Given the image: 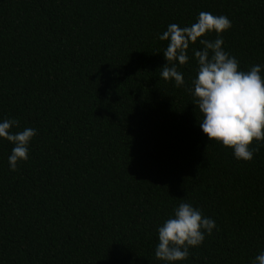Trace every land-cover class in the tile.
Here are the masks:
<instances>
[{
    "label": "trees",
    "instance_id": "1",
    "mask_svg": "<svg viewBox=\"0 0 264 264\" xmlns=\"http://www.w3.org/2000/svg\"><path fill=\"white\" fill-rule=\"evenodd\" d=\"M202 11L231 20L239 70L264 65V0H0V121L37 130L16 171L0 139V264H167L157 229L181 202L216 228L177 264L264 249V142L243 161L202 132L198 41L184 86L160 76L159 35Z\"/></svg>",
    "mask_w": 264,
    "mask_h": 264
},
{
    "label": "clouds",
    "instance_id": "2",
    "mask_svg": "<svg viewBox=\"0 0 264 264\" xmlns=\"http://www.w3.org/2000/svg\"><path fill=\"white\" fill-rule=\"evenodd\" d=\"M231 20L225 15L211 12L199 13L195 23L181 27L169 24L159 35L161 41H168L163 52L167 63L161 68L160 76L174 81L176 87L185 85L184 74L179 65L189 63L190 44L197 41L202 46L192 50L197 63L196 76L188 91L194 98V105L203 114L199 127L208 140H216L233 149L237 160L251 161L264 142V65H254L249 71L239 70L238 60L224 50L222 33L230 30ZM215 32V40L204 39ZM169 64L171 66H169ZM19 126L15 119L0 121V139L14 145L8 157L10 170L16 171L19 162L29 158V146L36 136L35 128L12 132ZM256 146H251L253 141ZM216 228L213 219L205 217L190 203L181 202L174 208V214L158 231L155 256L167 264L188 259L191 247L202 245L205 234L211 235ZM250 264H264V249L250 258Z\"/></svg>",
    "mask_w": 264,
    "mask_h": 264
}]
</instances>
